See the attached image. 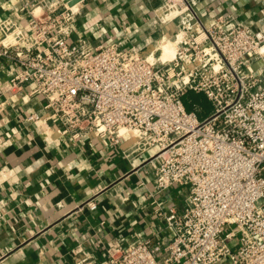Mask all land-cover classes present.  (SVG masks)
<instances>
[{
  "label": "built area",
  "instance_id": "2783aa9c",
  "mask_svg": "<svg viewBox=\"0 0 264 264\" xmlns=\"http://www.w3.org/2000/svg\"><path fill=\"white\" fill-rule=\"evenodd\" d=\"M77 4L25 0L27 29L0 21V58L14 64L0 92L30 84L42 105L23 120L55 122L72 142L128 139L126 157L147 154L152 202L171 236L111 238L103 259L76 248L74 263L264 264V28L164 0L156 16L173 30L147 50L126 38L74 41ZM164 39L171 57L161 56ZM190 90L211 102L209 114L186 109ZM175 185L186 190L180 209L155 197Z\"/></svg>",
  "mask_w": 264,
  "mask_h": 264
},
{
  "label": "crops",
  "instance_id": "0c3cea01",
  "mask_svg": "<svg viewBox=\"0 0 264 264\" xmlns=\"http://www.w3.org/2000/svg\"><path fill=\"white\" fill-rule=\"evenodd\" d=\"M24 1L0 0V21L13 19L27 29ZM163 1L80 0L71 40L126 38L147 50L164 30H173L156 16ZM195 1L203 15L231 13L264 28V0ZM13 68L0 58V91ZM31 88L0 92V264H75L76 248L99 261L111 238L123 244L147 236L168 241L171 233L150 195L147 154L126 157L128 139L118 145L95 137L72 142L56 132L55 122L23 120L41 109L42 98ZM185 195L175 185L155 197L180 209Z\"/></svg>",
  "mask_w": 264,
  "mask_h": 264
},
{
  "label": "rangeland",
  "instance_id": "374dc122",
  "mask_svg": "<svg viewBox=\"0 0 264 264\" xmlns=\"http://www.w3.org/2000/svg\"><path fill=\"white\" fill-rule=\"evenodd\" d=\"M162 44L164 46L167 43L165 42V40H163ZM183 102L185 103L187 110L195 111L198 118H202V117L206 116L212 110L211 102L202 93L189 92L183 98ZM193 103H195L199 106V110L193 106Z\"/></svg>",
  "mask_w": 264,
  "mask_h": 264
},
{
  "label": "bare ground",
  "instance_id": "6f19581e",
  "mask_svg": "<svg viewBox=\"0 0 264 264\" xmlns=\"http://www.w3.org/2000/svg\"><path fill=\"white\" fill-rule=\"evenodd\" d=\"M74 7H76V6H74ZM164 40L168 45L165 44L163 46V44H162L163 41L160 43L159 47H160L161 52H162L161 56H162V58L171 57L174 53V44L170 40H167V39H164Z\"/></svg>",
  "mask_w": 264,
  "mask_h": 264
},
{
  "label": "water",
  "instance_id": "95a60500",
  "mask_svg": "<svg viewBox=\"0 0 264 264\" xmlns=\"http://www.w3.org/2000/svg\"><path fill=\"white\" fill-rule=\"evenodd\" d=\"M80 0H68V5H73L74 3L78 2Z\"/></svg>",
  "mask_w": 264,
  "mask_h": 264
},
{
  "label": "trees",
  "instance_id": "16d2710c",
  "mask_svg": "<svg viewBox=\"0 0 264 264\" xmlns=\"http://www.w3.org/2000/svg\"><path fill=\"white\" fill-rule=\"evenodd\" d=\"M189 92H194V91H187L184 95H183V97H182V99L187 95V93H189ZM194 93H196V92H194ZM205 96V95H204ZM185 104V103H184ZM186 107V106H185ZM186 109H187V107H186Z\"/></svg>",
  "mask_w": 264,
  "mask_h": 264
}]
</instances>
